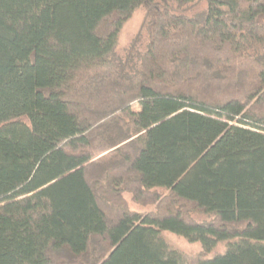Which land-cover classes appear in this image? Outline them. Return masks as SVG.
<instances>
[{
    "label": "trees",
    "instance_id": "trees-1",
    "mask_svg": "<svg viewBox=\"0 0 264 264\" xmlns=\"http://www.w3.org/2000/svg\"><path fill=\"white\" fill-rule=\"evenodd\" d=\"M195 1L0 0V264H264V0Z\"/></svg>",
    "mask_w": 264,
    "mask_h": 264
},
{
    "label": "rangeland",
    "instance_id": "rangeland-1",
    "mask_svg": "<svg viewBox=\"0 0 264 264\" xmlns=\"http://www.w3.org/2000/svg\"><path fill=\"white\" fill-rule=\"evenodd\" d=\"M206 10V5L203 0H196L194 3L186 7L181 13L188 18H199ZM145 10L144 8H138L132 16L124 23L119 33L118 44L115 50V57L126 64L127 67H133L139 60V56L145 51L148 44V32L145 26ZM137 108V106H133ZM107 153L98 156L96 159L105 156ZM125 201L128 209L145 213L154 210V206H142L131 200L129 195H125ZM190 217L196 222H207L211 217L190 213ZM165 238L169 243L177 249L183 251L189 257L196 255L200 248L198 244H188L183 239L173 236L171 234H165ZM222 247H219L216 252H220Z\"/></svg>",
    "mask_w": 264,
    "mask_h": 264
}]
</instances>
